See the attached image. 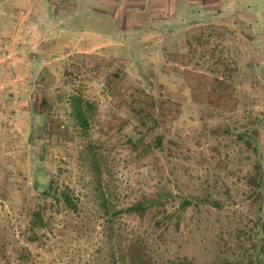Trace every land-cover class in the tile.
<instances>
[{
	"label": "rangeland",
	"instance_id": "374dc122",
	"mask_svg": "<svg viewBox=\"0 0 264 264\" xmlns=\"http://www.w3.org/2000/svg\"><path fill=\"white\" fill-rule=\"evenodd\" d=\"M117 1L101 46L0 28V264H260L264 45L179 18L138 33L157 25ZM72 95L92 103L87 128Z\"/></svg>",
	"mask_w": 264,
	"mask_h": 264
},
{
	"label": "crops",
	"instance_id": "0c3cea01",
	"mask_svg": "<svg viewBox=\"0 0 264 264\" xmlns=\"http://www.w3.org/2000/svg\"><path fill=\"white\" fill-rule=\"evenodd\" d=\"M102 0H0V28L5 30L6 34L12 35L13 40H17L22 34V30H63L67 34L73 35L76 32H84V36H94L98 45H104L106 40L110 39L103 26L97 22L106 23V18H111L117 14L116 9L110 10L118 3L117 0L107 1L106 4H100ZM183 7L177 6V0H130L126 3L128 11L135 14L130 9L140 8L138 16L142 24L143 21L148 23L144 14H150L151 24L148 28H137L134 31L138 33L146 31L150 36L172 31L173 24L180 19V24L188 23L181 28L183 31H196L191 37L198 36L197 30L202 27L216 24L227 30L244 29L252 32L254 40H259L263 47L264 40V0H179ZM172 6V11L167 13L166 7ZM188 5L194 7L191 13L195 18H188L185 22L181 17L187 14ZM178 7V9L176 8ZM126 9V8H125ZM149 9V10H146ZM243 15L245 21L237 19L235 13ZM247 20H246V17ZM134 16H137L136 14ZM84 18L78 24H71L75 19ZM192 23V24H191ZM182 26V25H181ZM131 28V27H129ZM158 30V32H157ZM248 35V34H247ZM249 36V35H248ZM87 38V37H86ZM122 44V43H121ZM46 43H39L40 47ZM263 56V51L261 52ZM263 61V57H262Z\"/></svg>",
	"mask_w": 264,
	"mask_h": 264
},
{
	"label": "trees",
	"instance_id": "16d2710c",
	"mask_svg": "<svg viewBox=\"0 0 264 264\" xmlns=\"http://www.w3.org/2000/svg\"><path fill=\"white\" fill-rule=\"evenodd\" d=\"M69 104L71 115L75 118L78 125L81 126V128H87L89 126V122L92 120V103L79 95H72L69 98ZM41 113H44V111L42 110ZM60 196L63 198L65 204L69 208L73 210L77 209L76 203L72 200L67 192L61 191ZM156 202V199H151L150 201L145 203V205L142 203H138L137 205L129 207L128 210H139L141 207H147L151 204H155ZM190 203L191 201L189 200H183L180 205L182 206V208H184ZM260 264H264V259Z\"/></svg>",
	"mask_w": 264,
	"mask_h": 264
}]
</instances>
